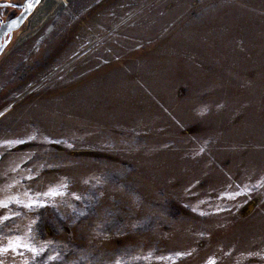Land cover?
Listing matches in <instances>:
<instances>
[{"label": "rangeland", "instance_id": "rangeland-1", "mask_svg": "<svg viewBox=\"0 0 264 264\" xmlns=\"http://www.w3.org/2000/svg\"><path fill=\"white\" fill-rule=\"evenodd\" d=\"M210 262L264 264V0H40L0 54V264Z\"/></svg>", "mask_w": 264, "mask_h": 264}, {"label": "water", "instance_id": "water-1", "mask_svg": "<svg viewBox=\"0 0 264 264\" xmlns=\"http://www.w3.org/2000/svg\"><path fill=\"white\" fill-rule=\"evenodd\" d=\"M40 0H26L23 5V11L21 14L7 20L6 22H2L0 25V54L4 48L5 38L9 33L18 31L25 21L29 18V16L35 11L38 6Z\"/></svg>", "mask_w": 264, "mask_h": 264}, {"label": "flooded vegetation", "instance_id": "flooded-vegetation-1", "mask_svg": "<svg viewBox=\"0 0 264 264\" xmlns=\"http://www.w3.org/2000/svg\"><path fill=\"white\" fill-rule=\"evenodd\" d=\"M25 1L21 4L20 2L14 1V0H0V12L5 10L6 13H8V14L10 13L11 17H9V19H11V18L21 14V12L23 11V5H24ZM2 22H4V21H2Z\"/></svg>", "mask_w": 264, "mask_h": 264}, {"label": "snow or ice", "instance_id": "snow-or-ice-1", "mask_svg": "<svg viewBox=\"0 0 264 264\" xmlns=\"http://www.w3.org/2000/svg\"><path fill=\"white\" fill-rule=\"evenodd\" d=\"M210 264H211V262H210Z\"/></svg>", "mask_w": 264, "mask_h": 264}]
</instances>
